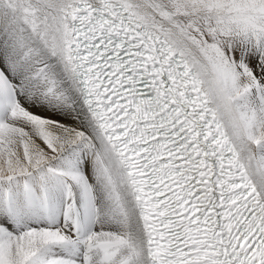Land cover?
<instances>
[{
  "label": "snow or ice",
  "instance_id": "obj_1",
  "mask_svg": "<svg viewBox=\"0 0 264 264\" xmlns=\"http://www.w3.org/2000/svg\"><path fill=\"white\" fill-rule=\"evenodd\" d=\"M0 264H264V0H0Z\"/></svg>",
  "mask_w": 264,
  "mask_h": 264
}]
</instances>
